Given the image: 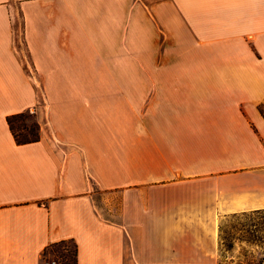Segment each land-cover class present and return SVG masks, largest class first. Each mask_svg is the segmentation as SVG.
<instances>
[{
    "label": "crops",
    "instance_id": "0c3cea01",
    "mask_svg": "<svg viewBox=\"0 0 264 264\" xmlns=\"http://www.w3.org/2000/svg\"><path fill=\"white\" fill-rule=\"evenodd\" d=\"M261 105L264 0H0V264H219L264 212Z\"/></svg>",
    "mask_w": 264,
    "mask_h": 264
},
{
    "label": "rangeland",
    "instance_id": "374dc122",
    "mask_svg": "<svg viewBox=\"0 0 264 264\" xmlns=\"http://www.w3.org/2000/svg\"><path fill=\"white\" fill-rule=\"evenodd\" d=\"M143 1L148 3V0ZM262 112L264 113V106ZM26 124L31 123L29 121ZM94 197L98 207H101L99 193ZM64 248L68 252L72 250L70 244H66ZM221 251L219 264H264V212L224 219L221 225ZM63 262L55 249H50L44 260L42 258V264Z\"/></svg>",
    "mask_w": 264,
    "mask_h": 264
},
{
    "label": "trees",
    "instance_id": "16d2710c",
    "mask_svg": "<svg viewBox=\"0 0 264 264\" xmlns=\"http://www.w3.org/2000/svg\"><path fill=\"white\" fill-rule=\"evenodd\" d=\"M263 106L264 105L259 106L258 111L264 118V113L262 112ZM29 121L31 124L27 125L26 123ZM6 122L16 144L24 145V144L36 143L40 140V126L36 120V116L34 113L24 112V113L12 115L7 117ZM66 244L71 245L72 247L71 252L65 250L64 246ZM50 249H55L56 253H58V255H60V257L63 258L64 262L62 264H77V260H76L77 248L74 241L72 240L61 241L49 245L47 248L44 249L42 253L43 260L45 255Z\"/></svg>",
    "mask_w": 264,
    "mask_h": 264
}]
</instances>
